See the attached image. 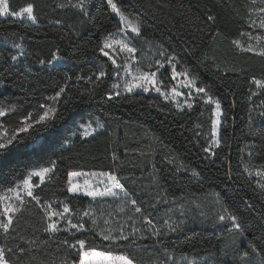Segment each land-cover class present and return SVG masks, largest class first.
Wrapping results in <instances>:
<instances>
[{"label":"trees","instance_id":"trees-1","mask_svg":"<svg viewBox=\"0 0 264 264\" xmlns=\"http://www.w3.org/2000/svg\"><path fill=\"white\" fill-rule=\"evenodd\" d=\"M27 2L35 6V22L0 16V108L6 111L0 123L10 136L19 118L39 104L48 103L56 112L47 126L18 133L19 140L0 151V196H11L5 189L27 173L50 166L52 161L57 164L56 176L36 191L47 199L68 195L60 188L69 171L113 169L157 227L169 217L170 222L181 224V230L174 233H168L166 225L161 228L167 234L162 238L165 247L159 250L153 247L156 237L137 240L139 247L131 249V254L142 264L167 263L174 254L194 257L202 264H260L255 255L241 261L240 253L251 251L250 242L264 246L259 241L264 235V190L256 183L260 177L249 176L244 170L247 166L255 173L264 165V108L256 107L264 100V89L250 82L253 76L264 79V56L259 55L264 41L257 44L241 33L264 36V30L249 23L250 16L259 19L249 9L264 4L260 0L255 4L252 0H114L141 25L143 35L139 40L174 50L180 57L176 71L187 70L199 77L197 86L219 99L220 145L213 149L216 155H211L203 148L211 142L215 105L204 103L205 98L197 97L191 102L192 108H177L153 91H121L120 96L111 99L105 95L116 91L113 84L122 83L113 74L111 62L95 51L102 35L121 26L106 0H90L86 13L71 6L76 0H10V5L18 10ZM207 15L215 16V21H207ZM57 20L62 23L57 24ZM217 31L219 35L209 43L211 34ZM234 40L245 48L256 45V51H241ZM15 43H20L22 49H15ZM20 51L24 56L12 61L9 53ZM57 51L66 62L49 65L47 61ZM105 64L108 75L103 82L99 86L91 83L87 78ZM170 75L167 67L159 77L164 90L170 87ZM61 86H66V91L60 100H47ZM89 119H97L104 127L84 137L81 125ZM113 152L117 160H113ZM181 164L184 167L177 171ZM193 169L200 175H193ZM33 183L39 184V179L33 177ZM210 193H219L229 209L245 218L244 236L217 223V214L202 202ZM165 194L179 199L159 203L155 209L147 207ZM89 203L87 197L78 203L72 200L81 209ZM16 226L20 235L37 237L31 254L35 260L25 257V264H51L53 260L59 264L68 254V249L58 243L68 238L67 234L58 233L49 240L48 234L40 231L43 222L35 202L24 206ZM40 240L49 242L41 244ZM100 242L96 238V244ZM17 245L28 246L19 239L6 243L14 251ZM70 258L76 259L75 253Z\"/></svg>","mask_w":264,"mask_h":264},{"label":"snow or ice","instance_id":"snow-or-ice-1","mask_svg":"<svg viewBox=\"0 0 264 264\" xmlns=\"http://www.w3.org/2000/svg\"><path fill=\"white\" fill-rule=\"evenodd\" d=\"M112 11L118 16L119 23L121 24L114 32L102 35L99 38V43L96 45L95 51H97L101 58H106L114 66L113 74L117 81L121 79V69L125 73L123 79V91L132 93L135 89H142L147 92L150 89L156 91L163 96L165 100L176 101V107L182 108V105L177 98L184 95V93L177 90V87H184L188 89V97L194 98L192 89H195V96L204 99L206 104H214L215 107L211 113V142L203 151L216 155L214 147L220 145V139L218 138V126L222 117L221 103L219 99H214L209 90L205 87H197V80L199 77L190 75L187 70L183 72H177L176 66L180 63V57L174 50L170 51L165 48L163 44H160L158 55L159 59H155L153 63L146 65L147 70L137 67L133 71V61H137V48L132 46L133 39L129 36L128 30L135 34V37H141L143 35L142 27L139 23L134 22L125 11H122L118 7L114 0H106ZM264 4V0H260ZM71 3V0H69ZM90 0H76L72 7L79 8L82 12H87V6ZM255 4L256 0H252ZM65 5H59L64 7ZM35 6L32 2H27L20 6L18 10H14L10 5V0H0V16L9 18H26L27 20L35 22L37 16L35 14ZM250 13L254 12L259 16V19H252L249 17V23L252 27L264 30V7L250 8ZM216 17L213 15H207V21H215ZM57 24L62 21L57 20ZM122 35L123 38L117 39V36ZM219 32L212 33L208 42L215 41ZM241 35H247L250 39H254L257 44H261L264 41V36H253L251 32L241 33ZM22 39V38H21ZM233 44L241 48V51L255 52L256 45L249 44L247 48L241 45L239 40H234ZM15 49H22L20 43L13 45ZM24 52L20 51L17 54L9 53L12 61H17L18 57L24 56ZM121 54H127L123 65L117 62ZM259 55L264 56V47H261ZM63 59L57 52H54L52 59L47 63L52 65L54 62H59ZM41 64L46 63L44 60L39 61ZM171 68V79L176 80L179 77H183V81L176 87H171L170 91L162 89L161 85L163 81L159 78L163 76L167 71V67ZM107 64L101 66V70L98 73L89 76L87 79L99 86L103 82L108 73L105 70ZM155 69V70H153ZM159 74V75H158ZM250 82L257 88L264 89V79H258L255 76L250 78ZM120 83L112 85V89H119ZM66 91V86L59 87V90L55 91L52 96L47 97V100L52 102H58L63 93ZM85 91H92V89H86ZM120 91H108L105 95L108 99L113 96H120ZM201 94H203L201 96ZM256 93L253 92L252 95ZM184 104L188 108H192L193 104L189 100H185ZM256 107L264 108V100L260 102V105ZM253 109H249L251 112ZM8 111H11L9 109ZM56 109L48 103L39 104L32 112H28L27 115H23L19 118L17 126L11 129V135H8V130L0 131V151L7 150L14 141H18V133H28L30 129L36 130V126L45 127L49 121L53 118ZM264 115V111L261 112ZM6 111L0 108V117H5ZM96 125L93 127V125ZM0 127H3L0 125ZM104 125L97 120L93 119L85 124L81 125L82 136L88 137L92 133L96 132L98 128H103ZM75 135V133H74ZM254 146V145H253ZM113 160H117L116 153L112 154ZM167 159V157H166ZM170 163H174V160H169ZM183 164L177 167V171L183 168ZM249 176H259L260 179L256 180L259 187L264 190V165L257 168L255 173L249 170L247 166L244 169ZM57 173L56 161H52L48 167H40L39 170L29 172L23 179L13 186L5 189V193H11L12 195L0 196V235L3 236V242H0V264H25V257L30 256L31 260H35V256L31 255L33 252L32 245L36 244L37 237L28 238L25 235H20L17 232L16 219L17 215L23 210L24 206L29 202H35L36 206L40 209L41 220L43 227L41 232L48 234L49 240H51L56 234H67L68 238L60 240L58 243L68 249V254L60 259L59 264H142L132 254L131 249L138 248L137 240L156 237L154 248H164L163 237L167 234L161 231L165 225L167 226L168 233H174L181 230V224L171 220H165L160 227H157L154 223V219L151 214L145 215V208L136 198H133L134 193L128 191L124 183H121V177L113 169L107 171H93V172H81V171H69L67 172V178L64 184L61 186L60 191L66 192L68 195H64L63 198L56 197L55 199H47L39 194H36L37 189L45 184L46 181L52 180ZM193 175L199 176L200 173L193 169ZM33 177L39 179V184L33 183ZM84 177V182L81 184L79 178ZM90 178H95L94 183H90ZM102 186V187H101ZM120 193H123L124 199L127 204L130 205L129 211L133 214H138L142 217L140 223L144 225L143 228L137 227L136 221L133 216L128 217V222L120 224L117 228H111L113 221L111 220V214L105 217L103 211L97 215L96 209L93 207V202L98 200H104L107 197H116ZM218 201L221 203V211L217 213V223L225 224L229 229H236L240 232L241 236H244L245 230L243 228L244 217L241 216L235 210L229 209L224 203V198L219 193L216 194ZM90 198L89 206L86 208H79L72 204V200H76L77 203L83 198ZM26 198H30L26 199ZM179 199L176 196H158L155 202L147 205L153 209L156 208L159 203H167L168 200ZM248 209L253 207L252 204H247ZM124 211V209H120ZM167 215V214H166ZM182 215V213H181ZM87 218V219H86ZM261 219L264 220V215H261ZM101 221L107 228H101ZM21 231H27L23 229ZM140 233V236H137ZM15 234V235H13ZM78 236L83 238H77ZM96 238L100 239V244H96ZM12 239H19L25 241L28 246L17 245L14 251L12 247H7L6 243ZM49 240H40L41 244H47ZM259 241L264 244V235L259 238ZM158 246V247H157ZM251 251H243L240 253V260L249 258L251 255L258 256L260 264H264V246L257 247L256 243L250 242ZM145 250H147L145 248ZM75 253L76 259L70 258V254ZM12 257L11 259L9 257ZM170 258V257H169ZM44 264V262H41ZM51 264H56L55 260ZM166 264V261L163 262ZM188 264H195L194 261H188ZM239 264V262H238Z\"/></svg>","mask_w":264,"mask_h":264},{"label":"rangeland","instance_id":"rangeland-1","mask_svg":"<svg viewBox=\"0 0 264 264\" xmlns=\"http://www.w3.org/2000/svg\"><path fill=\"white\" fill-rule=\"evenodd\" d=\"M256 5L258 8L264 7V6H261L259 4H256ZM24 19H26V18H24ZM128 34L133 39L132 46L136 47L138 50L137 61L132 62L133 71H135V69L137 67L143 68L144 70H146L145 66L148 63H153L155 59L160 58L158 55L159 48L156 47L155 45H151V44H148L142 40H139V37H135V34L131 33L130 29L128 30ZM116 38L121 39V38H123V36L120 35V36H117ZM241 45H243V44L241 43ZM243 47H244V45H243ZM126 55L127 54H121V56H120V58H118L117 62L120 63L121 65H123L124 60L126 58ZM65 62L66 61L64 59H62L61 61L54 62V63L59 65V64L65 63ZM169 69L171 70L170 67H169ZM124 77H125V73L123 72V69H121L120 81L122 83L116 82V83H120V85H121V87L119 89H116V91H120V92L123 91V79H124ZM170 79H171V75H170ZM181 81H183V77H179L176 80L171 79L170 87L168 89H166L165 91H170L171 87H176L177 85H179L181 83ZM135 90H142V89H135ZM177 90L184 93V95L177 98V100L182 105H184L183 107L187 106L186 104H184L185 100H189V102L191 103V102L195 101L196 98L198 97V96H195V89H192L193 94H194V98L188 97V95H187L188 89L187 88L177 87ZM149 91L156 92L152 89H150ZM201 96H202V94H201ZM170 101H172L173 103L176 104V101H173V100H170ZM90 120H93V119H89L88 121H90ZM95 120H97V119H95ZM98 122H100V121H98ZM0 125H2V124L0 123ZM95 126L96 125L94 124L93 127H95ZM99 129H101V128H98L97 130H99ZM218 129H220V124L218 126ZM0 131H5V130L3 129V127H0ZM218 136H219V132H218ZM84 179H85L84 177L79 178V182L81 184H83ZM89 182L94 183L95 178H90ZM202 202H205V204L207 203V205L210 207L212 212H215L216 214L221 211V203L218 201L217 196L214 193H210L209 198L205 201L202 199ZM93 207L96 209L97 215H99L100 211L104 212L106 218L108 217L109 214H111L110 218L113 221V223L111 224V228H117L120 224H124L126 222L130 223L128 221L129 216H133V219L136 221L137 227H141V228L144 227V225H142L140 223V220L142 219V217H139L138 214H133L131 211H129L130 205H128L126 200L124 199L123 193H120L116 197H107L104 200H98L96 202H93ZM122 208L124 209V211H120V209H122ZM220 224L223 225L222 223H220ZM100 227L101 228H107L108 226L104 225L101 221ZM137 236H140V233H137ZM190 260L194 261L195 264H202V262L200 260H198L194 257L188 256V255H177V254L172 255L166 264H188V261H190Z\"/></svg>","mask_w":264,"mask_h":264}]
</instances>
